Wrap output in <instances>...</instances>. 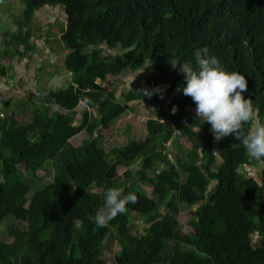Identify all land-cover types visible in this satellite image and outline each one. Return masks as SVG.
Returning a JSON list of instances; mask_svg holds the SVG:
<instances>
[{
  "label": "trees",
  "instance_id": "trees-1",
  "mask_svg": "<svg viewBox=\"0 0 264 264\" xmlns=\"http://www.w3.org/2000/svg\"><path fill=\"white\" fill-rule=\"evenodd\" d=\"M9 2L24 10L12 38L17 44H28L22 30L36 12L64 10L68 26L61 40L72 81L42 97L46 106L29 123L0 113V226L9 217L26 224L8 228L0 264H106L112 232L121 246L118 264H264V184L241 172L263 167L264 183V159H252L232 137L217 142L211 126L189 110L195 109L191 97L177 90L184 76L167 63L179 57L195 69V52L207 48L226 71L245 75V99L258 110L251 123L264 125V0H0ZM146 64L154 69L147 81L127 89L122 100L102 85ZM7 69L0 61V75ZM156 87L163 99L143 95ZM174 94L170 110L158 109L147 121L146 140L112 153L99 146L113 137L116 120L135 112L129 104L161 106ZM82 104L88 110L75 126ZM85 132L90 140L74 146L72 140ZM178 133L192 144L190 162L179 151L167 153ZM139 162L136 176L128 170L120 184L118 169ZM52 170L53 181L43 184L40 174ZM137 182L152 186L154 198ZM110 188L134 192L137 203L97 228L90 217ZM196 208L193 233L185 234L177 215ZM134 215L143 231L132 232Z\"/></svg>",
  "mask_w": 264,
  "mask_h": 264
},
{
  "label": "crops",
  "instance_id": "crops-1",
  "mask_svg": "<svg viewBox=\"0 0 264 264\" xmlns=\"http://www.w3.org/2000/svg\"><path fill=\"white\" fill-rule=\"evenodd\" d=\"M23 17L24 10L18 2L0 3V61L8 68L6 75H0V113L6 118L20 117L25 122L28 119L26 123H29L36 104L45 105L41 98L50 90L68 86L72 73L62 67L67 48L61 43V36L68 26L64 10L46 7L36 12L30 26L22 30L23 35H29L27 45L12 40L22 24L18 20ZM102 85L115 92L109 83L103 82ZM23 105L29 108L22 109ZM20 110L23 112L19 113ZM84 110H88L85 105ZM56 111L60 110L56 108ZM74 114L76 121L81 113L77 109ZM78 125L81 124L75 126Z\"/></svg>",
  "mask_w": 264,
  "mask_h": 264
},
{
  "label": "clouds",
  "instance_id": "clouds-1",
  "mask_svg": "<svg viewBox=\"0 0 264 264\" xmlns=\"http://www.w3.org/2000/svg\"><path fill=\"white\" fill-rule=\"evenodd\" d=\"M194 55L195 69L190 62H181L179 57H169L167 61L184 76L185 82L177 90L184 96L191 97L196 117L203 118L204 123L211 126L217 142L232 137L242 143L252 159H264V125L251 123L256 120L258 110L254 109L251 99H245L244 93L248 90L245 75L226 71L216 57L208 56L207 48L198 49ZM151 66L152 64L142 65L138 74ZM157 93L161 99L164 98L160 87L143 91V95L149 97ZM176 110L174 107L173 113ZM250 123V128L244 132L243 125ZM200 130L201 128L195 129L198 133ZM136 203L137 195L134 192L124 194L119 188H110L104 194L103 207L90 219L97 228H105L117 215L126 213L127 205Z\"/></svg>",
  "mask_w": 264,
  "mask_h": 264
},
{
  "label": "rangeland",
  "instance_id": "rangeland-1",
  "mask_svg": "<svg viewBox=\"0 0 264 264\" xmlns=\"http://www.w3.org/2000/svg\"><path fill=\"white\" fill-rule=\"evenodd\" d=\"M20 7L23 9V6L18 3ZM23 18L18 20V22L22 21ZM61 43L66 47L64 42L61 40ZM59 43V46L61 45ZM121 50H117L115 53L120 52ZM62 52V51H61ZM145 66H150L146 64ZM65 67V66H62ZM142 70H133L132 73H128L127 71L123 73L119 77H110L109 84L113 86V90L115 91L116 97L119 100H122V94L125 92L127 89L130 87L136 85H141L144 84L147 81V77L150 74V70H154L151 67L145 70L143 73L138 74ZM138 74V75H137ZM106 84V83H105ZM177 94L174 95H168L166 96V101L162 106H157L153 107L149 104L146 103H132L129 104L130 106H133L135 108V112H126L124 115H122L118 120H116L113 123V126L111 128V133L113 134V137H107L103 140L100 141L99 146L106 150L108 153H112L113 149L115 148H123L126 147L130 142L132 141H143L146 140L148 137V132L146 129L147 121L151 118L155 117V112L158 109H167L170 110L171 108V103L173 100V97L176 96ZM39 103V102H38ZM23 108H29L25 105L22 106ZM44 106H41L39 104H36V109L33 111L36 112L38 109H44ZM84 110V105H81L80 108H78V113H81L80 117H76L75 125L81 124L83 120L84 114L87 112ZM93 114L96 116L97 111L91 110ZM190 111L195 114V109H190ZM23 112V110H20L19 113ZM196 115V114H195ZM33 115H31L32 117ZM75 120V116H74ZM28 122V119L26 120ZM91 136L88 133H82L81 135H78L72 140V144L76 147H80L84 145L85 142L89 141ZM167 153L172 154V152H180V155L183 157V159L186 162L189 161V154L192 152V144L187 140L186 138H183L180 136V134L174 138L173 141H171L170 144L167 145ZM170 159L173 160V155L170 156ZM140 169V162L135 165L134 167H131L130 169L120 167L118 169V173L120 176L119 183L123 184L125 182V173L129 170L132 172L133 176H136L137 171ZM262 171L263 167H245V169H242L241 172L245 174L247 177H252L255 178L257 181L260 183H263V177H262ZM54 171H50L48 173H41L40 176L42 178V183L43 184H48L53 181L54 178ZM29 177L30 175H26ZM185 178H183V181ZM138 186L142 188V190H145L146 193L149 195L150 198H154L152 196L153 193V187L148 186L147 184L144 183H138ZM215 186V183H213L210 188ZM161 212L163 214H167L168 210L166 208H162ZM197 212L196 209H185L182 210L179 215H177V218L179 220V223L182 227V230L185 234H192L193 229L191 227V221L195 218ZM134 222L131 225L132 226V232L142 230L143 225L142 221L138 218L137 215H134ZM15 226L20 229H26V224L23 222H20L18 220H15L12 217H9L1 226H0V242H9V235H8V228L11 226ZM138 225H141L142 228H140ZM259 237L255 236V242L256 244L259 243L258 240ZM121 250V246L119 242L116 239V234L115 232H112L110 236L108 237L106 241V264H118L116 257Z\"/></svg>",
  "mask_w": 264,
  "mask_h": 264
},
{
  "label": "water",
  "instance_id": "water-1",
  "mask_svg": "<svg viewBox=\"0 0 264 264\" xmlns=\"http://www.w3.org/2000/svg\"><path fill=\"white\" fill-rule=\"evenodd\" d=\"M259 241H261V238H258Z\"/></svg>",
  "mask_w": 264,
  "mask_h": 264
},
{
  "label": "flooded vegetation",
  "instance_id": "flooded-vegetation-1",
  "mask_svg": "<svg viewBox=\"0 0 264 264\" xmlns=\"http://www.w3.org/2000/svg\"><path fill=\"white\" fill-rule=\"evenodd\" d=\"M165 103V102H164ZM162 106V105H161ZM165 109V108H164Z\"/></svg>",
  "mask_w": 264,
  "mask_h": 264
}]
</instances>
